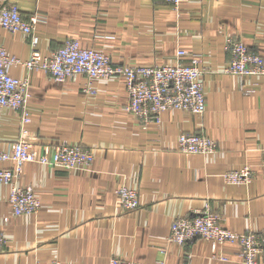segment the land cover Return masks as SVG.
I'll list each match as a JSON object with an SVG mask.
<instances>
[{"label":"crops","instance_id":"0c3cea01","mask_svg":"<svg viewBox=\"0 0 264 264\" xmlns=\"http://www.w3.org/2000/svg\"><path fill=\"white\" fill-rule=\"evenodd\" d=\"M8 2L25 21L45 18L34 29L43 55L69 38L108 54L115 66L168 64L179 49L200 55L206 110L202 116L171 110L160 124L146 125L125 110L123 78L95 81L89 94L85 76L59 83L43 70L13 67L14 77H30L31 121L23 124L18 112L0 107V151L25 137L40 155L80 143L95 161L90 172L27 163L17 184L31 186L41 200L30 216H15L11 187L0 186V234L7 240L0 264L54 258L109 264L114 255L140 264H243L236 245L214 250L201 237L184 246L167 240L177 218L193 217L208 203L229 230L264 228V76L223 73L229 39L264 56V0H188L179 11L166 0H0ZM0 41L7 54L29 59V36L3 31ZM182 133L210 137L216 152L180 153ZM246 165L258 171L249 186L223 180L225 172ZM122 184L139 193L132 212L118 203Z\"/></svg>","mask_w":264,"mask_h":264},{"label":"built area","instance_id":"2783aa9c","mask_svg":"<svg viewBox=\"0 0 264 264\" xmlns=\"http://www.w3.org/2000/svg\"><path fill=\"white\" fill-rule=\"evenodd\" d=\"M166 1L174 10L179 11L180 6L188 0ZM45 21L39 14H35L29 21L23 20L20 8L15 2L0 5V36L3 31L23 33L31 41L28 60L7 54L0 41V107L18 112L23 124L31 121L27 111L31 81L29 75L20 79L11 74L12 68L17 66L25 67L29 72L43 70L59 83L76 81L78 77L85 76L87 83L84 90L89 94L95 93L92 87L95 81L123 78L128 93L125 110L146 125L160 124L162 114L171 110H182L199 116L205 113L206 97L202 80L204 71L200 67V55L179 49L173 62L168 64L115 66L108 54L85 47L79 40L72 38L65 40L57 51L43 55L38 50L39 38L34 34V29ZM226 46L231 52V59L223 73L236 75L241 79L264 76V56L251 51L242 41L229 39ZM241 89L251 92L244 86ZM216 149V142L204 135L182 133L178 139V151L185 155L206 156L215 153ZM94 161V154L80 143L63 144L51 155H40L22 137L0 151V186L11 187L9 202L14 215L30 216L39 211L41 200L31 186L22 187L17 184L27 163L90 172ZM259 170L264 175V156ZM257 173L255 168L246 165L225 172L222 178L228 184L249 186ZM116 195L123 212L128 213L139 208V193L136 189L122 184L116 189ZM197 237L209 241L214 250L221 245H236L243 264H260V258H264V228L260 232L247 233L229 230L222 225V214L213 212L209 203L203 210L195 212L193 217L177 218L172 224L167 241L184 246ZM6 243V238L0 234V252L4 250ZM214 258L226 259L217 255ZM47 264L61 262L54 258ZM109 264L140 263L114 255Z\"/></svg>","mask_w":264,"mask_h":264},{"label":"rangeland","instance_id":"374dc122","mask_svg":"<svg viewBox=\"0 0 264 264\" xmlns=\"http://www.w3.org/2000/svg\"><path fill=\"white\" fill-rule=\"evenodd\" d=\"M1 4V3H0Z\"/></svg>","mask_w":264,"mask_h":264}]
</instances>
